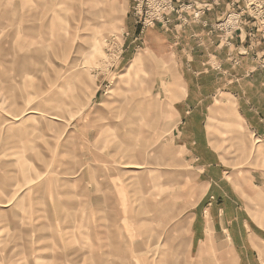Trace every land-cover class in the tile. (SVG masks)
<instances>
[{"label": "rangeland", "instance_id": "rangeland-1", "mask_svg": "<svg viewBox=\"0 0 264 264\" xmlns=\"http://www.w3.org/2000/svg\"><path fill=\"white\" fill-rule=\"evenodd\" d=\"M238 1L236 5H242L237 10L235 6L217 23L216 32L229 43L236 38L238 27L247 24L252 30L249 38L253 48L237 54L233 50L235 59L225 67L214 64L217 71H213L210 81H205L203 75L202 81L190 84L207 94L216 92L217 96L211 95L213 103L226 100L227 95L222 92L237 94L243 83L245 88L252 89L254 85L262 91L264 103V6L256 11L246 0ZM170 3L168 23L142 29L134 15L137 0H0V179L5 181L4 190L0 189V222L5 223V229L0 231V243L3 238L7 240L2 246L5 251L14 247L11 242L17 238L6 224H12L22 215L31 220L30 228L36 220L37 224L45 221L43 189L45 177L51 172L57 178L63 167L74 176L82 170L83 160L86 164L110 162L105 163L107 169L103 165L101 169L116 175V183L121 186L128 179L124 173L128 163L140 161L141 143L149 147L146 141L142 142L143 135L151 132L149 126L153 123L155 126L158 113L161 121L168 119L169 105L173 103L168 92L179 87L175 75L179 76L183 70L187 79L195 76L187 67L157 60L145 47L146 33L156 28L169 30L174 22L172 16H176L182 27L187 26L189 12L197 21L204 10L194 0ZM195 15L199 16L197 20ZM172 55L173 51L167 58ZM239 56L245 59L241 67L235 64ZM205 68L195 67L194 71ZM228 74L249 76L242 83L243 80L237 82ZM228 79L234 80L233 83H228ZM226 117L230 116L208 119L213 135L222 139L245 136L240 125L230 126ZM154 143H151L153 147ZM230 143V168L238 170L250 165L252 158L244 163L239 156V142ZM65 159L67 165L61 162ZM138 177L133 178L126 199L140 213L146 209L148 194ZM152 177L155 178L154 174ZM28 194L30 204L26 202L19 207L18 200L27 198ZM133 223V234L138 239L132 249L141 245L154 255L168 249L167 243L163 246L156 231L151 229L157 228L156 225L140 226L136 231L135 225L141 224L137 215ZM139 228L149 233L145 243H140L144 237L139 235ZM117 244L123 249L124 243ZM181 253L183 260L185 248ZM84 257L83 264H89V257ZM138 258L139 254L134 253L128 257V264H141ZM167 260L162 257L161 264H167ZM185 260L182 264H197L195 259Z\"/></svg>", "mask_w": 264, "mask_h": 264}, {"label": "crops", "instance_id": "crops-1", "mask_svg": "<svg viewBox=\"0 0 264 264\" xmlns=\"http://www.w3.org/2000/svg\"><path fill=\"white\" fill-rule=\"evenodd\" d=\"M237 2L194 0L195 5L204 8L197 21L189 12L187 26L182 27L176 16H172L174 22L169 30H148L146 49L164 64L187 67L195 77L187 79L183 70L179 76L175 75V82L180 85L168 92L173 101L169 105V117L161 121L158 113L155 126L154 123L149 126L151 132L144 134L142 140L149 147L145 148V143H141L140 161L128 163L124 172L128 179L123 185L118 186L116 175L106 171L105 163L110 162L86 164L83 160L82 170L74 176L62 167L57 178L53 172L45 177V221L37 224L36 220L30 228L31 220L22 215L12 224H6L8 228L12 227L17 238L11 242L14 247L6 251L2 246L7 240L3 238L0 264H83L84 256L89 257V264H128V257L136 252L141 264H153L155 259L156 264H161L162 257L168 258L167 264H182L185 259H195L197 264H264L262 91L254 85L252 89L245 88L243 82L249 75L228 74L237 82L243 80L242 90L237 94L222 92L227 95L226 100L213 103L210 100L216 92L207 94L190 84L202 81L200 76L203 75L205 81H210L213 71H217L214 64L228 66L235 59V53L253 48L254 43L249 38L252 30L247 24L238 27L236 38L229 43L216 32L217 23L235 6L234 10H237V6L242 5H236ZM172 51V58H167ZM244 62L245 59L239 56L235 64L241 67ZM204 66L207 67L204 71H194L195 67ZM230 103L235 109L232 116L222 113ZM213 109L219 114L215 118L230 116L226 117L227 124H239L245 136L222 139L213 135L208 124V119H214ZM238 119L240 122L235 121ZM220 134L224 135L223 132ZM234 140L239 142V156L243 157L244 163L252 158L250 165L238 170L230 168L228 147ZM152 141H156L155 147ZM215 146H220V151ZM96 157L93 155L94 159ZM153 159L157 164L151 161ZM61 162L67 165L66 159ZM102 165L106 169L102 170ZM137 177L148 194L146 209L140 213L126 199L133 178ZM4 185L5 181L0 179V189L4 190ZM155 188L158 192H154ZM152 194L156 196L151 197ZM26 202H31L29 194L18 200L19 207L25 206ZM136 215L141 221L135 225L136 231L140 226L151 228L156 225L157 228L151 229L156 231L157 240L163 246L167 243L168 249L155 255L141 245V248L134 246L132 249L133 242L138 239L137 234H133V217ZM4 225L0 222V231L5 229ZM139 230V235L144 237L140 243H145L149 233L142 228ZM117 243H124L123 249ZM182 248H185L183 260ZM10 257H13L12 261L8 260Z\"/></svg>", "mask_w": 264, "mask_h": 264}, {"label": "built area", "instance_id": "built-area-1", "mask_svg": "<svg viewBox=\"0 0 264 264\" xmlns=\"http://www.w3.org/2000/svg\"><path fill=\"white\" fill-rule=\"evenodd\" d=\"M246 1L252 7H256V11H261L260 9L264 6L263 0ZM170 2L171 0H137V6L134 8V15L138 19L137 23L142 26V29L153 27L158 23H168L166 16L171 13ZM198 17L195 15L196 20ZM141 19L143 22L140 21Z\"/></svg>", "mask_w": 264, "mask_h": 264}, {"label": "bare ground", "instance_id": "bare-ground-1", "mask_svg": "<svg viewBox=\"0 0 264 264\" xmlns=\"http://www.w3.org/2000/svg\"><path fill=\"white\" fill-rule=\"evenodd\" d=\"M234 111H235V109H234L233 103H230V104H228L227 108L226 107L224 108L222 113H224L225 115H231L232 116V115H235ZM217 115H219L217 109H213L212 116L216 117ZM56 119H57L56 117H53V120H56ZM235 121L240 122L239 119L235 120Z\"/></svg>", "mask_w": 264, "mask_h": 264}]
</instances>
